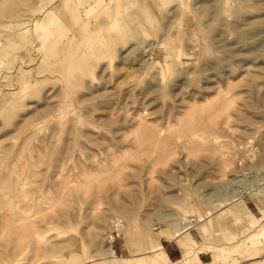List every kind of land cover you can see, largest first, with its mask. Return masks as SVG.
<instances>
[{"label":"rangeland","instance_id":"1","mask_svg":"<svg viewBox=\"0 0 264 264\" xmlns=\"http://www.w3.org/2000/svg\"><path fill=\"white\" fill-rule=\"evenodd\" d=\"M0 264H264V0H0Z\"/></svg>","mask_w":264,"mask_h":264},{"label":"crops","instance_id":"2","mask_svg":"<svg viewBox=\"0 0 264 264\" xmlns=\"http://www.w3.org/2000/svg\"><path fill=\"white\" fill-rule=\"evenodd\" d=\"M161 244L163 247V251L165 253V257L168 261L176 262V261L180 260L181 251L178 248V246L176 245V243H174V242L171 243L170 241H167V242L164 241ZM200 254H201V252H200ZM198 257H199L200 262L203 263L204 261L201 259L202 256H198ZM205 262H207V261H205Z\"/></svg>","mask_w":264,"mask_h":264},{"label":"bare ground","instance_id":"3","mask_svg":"<svg viewBox=\"0 0 264 264\" xmlns=\"http://www.w3.org/2000/svg\"><path fill=\"white\" fill-rule=\"evenodd\" d=\"M22 209H23V208H22ZM20 211H21V210H20ZM110 252H111V253H113V249H112V248H111ZM112 255H113V254H112ZM114 255H115V254H114ZM186 255H187V253H185L184 257H185ZM115 257H116V259H118V258H119V257H118V256H116V255H115Z\"/></svg>","mask_w":264,"mask_h":264}]
</instances>
